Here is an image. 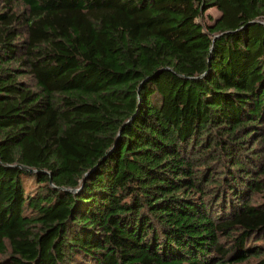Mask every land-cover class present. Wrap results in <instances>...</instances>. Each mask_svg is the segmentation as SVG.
Masks as SVG:
<instances>
[{"label": "trees", "instance_id": "trees-1", "mask_svg": "<svg viewBox=\"0 0 264 264\" xmlns=\"http://www.w3.org/2000/svg\"><path fill=\"white\" fill-rule=\"evenodd\" d=\"M0 258L264 264V0H0Z\"/></svg>", "mask_w": 264, "mask_h": 264}, {"label": "rangeland", "instance_id": "rangeland-1", "mask_svg": "<svg viewBox=\"0 0 264 264\" xmlns=\"http://www.w3.org/2000/svg\"><path fill=\"white\" fill-rule=\"evenodd\" d=\"M219 17H220V12L216 8H210L208 11H206L203 18L199 19V22L202 23L204 26H206V25L213 24L214 21L218 19ZM33 184H34V181L32 179H29L27 181V190L29 191L32 190L34 188ZM244 264H257V261L251 260L250 262L244 263Z\"/></svg>", "mask_w": 264, "mask_h": 264}, {"label": "water", "instance_id": "water-1", "mask_svg": "<svg viewBox=\"0 0 264 264\" xmlns=\"http://www.w3.org/2000/svg\"><path fill=\"white\" fill-rule=\"evenodd\" d=\"M24 170H28L27 168H23Z\"/></svg>", "mask_w": 264, "mask_h": 264}]
</instances>
